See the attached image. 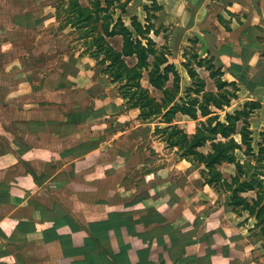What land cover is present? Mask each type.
<instances>
[{"label":"crops","instance_id":"1","mask_svg":"<svg viewBox=\"0 0 264 264\" xmlns=\"http://www.w3.org/2000/svg\"><path fill=\"white\" fill-rule=\"evenodd\" d=\"M58 1L0 0V68L4 57L8 68L18 64L8 27L16 33L40 31L59 22ZM155 1L160 8L151 21L157 32L151 30L149 36L167 51L168 62L178 71L180 94L191 84L182 65L185 51L212 58L223 72L221 79L235 87V97L219 110L220 119L247 103L256 151L264 132V0ZM151 2L129 0L125 24L130 27L131 15L144 24V6ZM59 30L56 37L73 28ZM81 49L78 44L65 58L56 79L81 86L73 95L93 98L90 107H84L87 100L72 98L59 82L34 88L24 78L9 85L10 103L20 104L23 110L16 111L10 127L2 130L9 142L4 154L0 150V264H264V238L254 234V217L234 211L230 193L217 192L204 182L203 164L175 158L151 167L161 161L151 154L145 162L148 168L130 174L128 156L137 148L135 143L121 148L116 159L96 161L114 150L112 137L104 138L103 129L117 125L123 127L121 134L134 131L144 140H153L158 138L154 126L163 124L159 115L140 120L137 108L124 111L125 100L114 83ZM196 70L205 89L216 92L208 70L202 66ZM141 84L152 94L157 91L146 73ZM94 85L100 86L102 94L95 92ZM178 116L188 119L194 131L196 121L176 113L174 121L179 125ZM83 124H89L92 132L82 139L78 128ZM234 137L240 142L239 133ZM200 150H210L209 143ZM236 155L243 162V152L236 149ZM217 168L228 180L235 173L232 162ZM99 171L102 177L97 176ZM113 181L133 185L117 194L112 189L97 190L101 183ZM73 183L76 186L66 192V184ZM81 183L88 185L80 187ZM243 195L251 197L253 192Z\"/></svg>","mask_w":264,"mask_h":264},{"label":"trees","instance_id":"2","mask_svg":"<svg viewBox=\"0 0 264 264\" xmlns=\"http://www.w3.org/2000/svg\"><path fill=\"white\" fill-rule=\"evenodd\" d=\"M128 2L87 0V4L82 5L79 0H60L55 12L59 19L63 18L59 29L73 28L75 39L82 47L80 53L95 59L106 79L117 85V93L125 100L126 108L138 109V119L160 116L163 125L154 126L160 139L168 147H176L180 159L203 164L201 176L204 182L217 192L230 193L231 208L237 213L247 211L254 217V234L264 238V132L255 151L248 123V104L233 113L226 112L224 120L220 119L219 110L235 97L234 84L221 79L223 72L212 58L200 56L195 50L184 53L182 65L191 84L180 94L178 71L168 62L167 51L158 48L149 36L151 30L157 32L151 17L159 5L152 0L150 6H144L146 22L143 24L131 15L128 27L123 20V15L129 14ZM115 40L119 41V46L113 45ZM201 66L214 80L216 92L205 89V81L196 70ZM144 73L148 83L160 92L158 97L141 84ZM228 85L232 88H227ZM176 113L186 114L196 121L191 134L174 121ZM236 133L240 134V142L234 137ZM206 143L210 150L203 152L200 147ZM236 149L243 152V162L237 158ZM222 162L235 164V173L230 180L217 168ZM248 191H252L253 196L243 195Z\"/></svg>","mask_w":264,"mask_h":264},{"label":"rangeland","instance_id":"3","mask_svg":"<svg viewBox=\"0 0 264 264\" xmlns=\"http://www.w3.org/2000/svg\"><path fill=\"white\" fill-rule=\"evenodd\" d=\"M60 1V0H59ZM58 1V2H59ZM82 4L86 5V1L82 0ZM59 22L49 25L47 28L43 30H35L31 29H24L21 31L17 30L14 27H8L7 32H9V38L12 40L15 48L17 49L16 53L14 54L15 59H17L18 64L14 68H8V64L5 61L8 60V57L2 58V65L0 68V150L2 154L8 149V142L9 139L6 137V134L2 131L3 127L7 128L10 127V117L14 115L17 111L19 112L23 110V107L18 103H10L9 97V85H11V81H19L24 78H28L32 87L36 88L40 84L46 83L48 84H56L59 82L61 87L67 88V93L72 96L74 99L81 98L82 100H87L84 107H90L93 104V98L82 95V93L78 96L73 95L80 89L81 86H71L66 85V81L61 78V82L58 81L56 78L60 76L61 73V63L68 57L70 54L74 53L77 50L79 42L76 41V33L73 31H66L61 32L60 37H56L59 33V26L62 25L61 20ZM63 21V20H62ZM119 41H113V45L119 46ZM4 62V64H3ZM93 79L95 80L96 74H93ZM190 86L189 84L186 87ZM5 87V88H2ZM8 87V88H7ZM99 85H94L95 92L98 94H102L99 91ZM114 87L117 91V85L114 83ZM183 90H185V88ZM155 96H159L160 92L153 91ZM80 108H82V104H80ZM56 106H49V109L55 108ZM59 108V107H58ZM61 111V108H59ZM129 109L126 108L124 105L123 110L128 112ZM68 112V111H66ZM70 113V112H69ZM19 114V113H18ZM178 121L181 122L180 126H183V129L186 130L188 134H191L193 124L190 121L182 116H178ZM152 122V121H151ZM154 122V121H153ZM76 128H78L76 126ZM120 128V129H119ZM83 132L82 139L88 137V131L92 132L90 129L89 124L80 125L78 128ZM123 130V127L113 126L107 127L102 130L106 137H112V145L114 150H109L103 156L96 157V161L99 160L107 162L110 159H116L120 156L122 151L120 150L123 147H127L130 144H138L137 148L130 153H127L128 160H129V167L128 171L130 174H136L138 170L148 168L149 165H146V159L149 157L148 155L154 154L158 157L160 156L161 161H157L151 167L163 165L168 160L172 162L173 159L179 158L176 147H168L167 144L160 139V134H156L153 129V133L158 137L155 139L147 138L144 140L142 135L137 134L133 131L132 134L128 135L127 133H120ZM99 133V131L95 132V136ZM101 133V131H100ZM120 133V134H119ZM8 136V134H7ZM148 142V143H146ZM146 146V150L144 149ZM5 150V151H4ZM168 159V160H167ZM150 167V168H151ZM46 171H51V168H45ZM44 170V172H45ZM227 170V169H226ZM105 172V171H104ZM101 172L99 171L97 176L102 177ZM225 174H228V171H225ZM83 176V174H82ZM100 179V178H98ZM83 179H81L82 181ZM79 184V183H77ZM84 184L88 183H81L80 187L84 186ZM99 185V183H98ZM133 184H122L120 181H113L111 183H101V186H97V190L104 192L107 189H112L119 193L124 186L131 187ZM72 186H76L70 184L69 186L66 184L65 191H71ZM82 202L85 201L84 199L81 200Z\"/></svg>","mask_w":264,"mask_h":264}]
</instances>
